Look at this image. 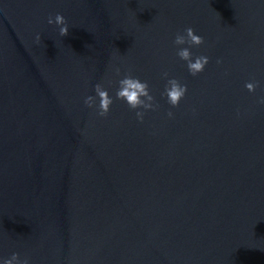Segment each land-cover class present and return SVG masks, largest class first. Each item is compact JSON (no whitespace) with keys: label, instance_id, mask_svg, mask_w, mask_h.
<instances>
[{"label":"water","instance_id":"water-1","mask_svg":"<svg viewBox=\"0 0 264 264\" xmlns=\"http://www.w3.org/2000/svg\"><path fill=\"white\" fill-rule=\"evenodd\" d=\"M188 26L211 57L195 76L174 43ZM114 66L151 85L143 123L119 99L107 116L84 104L97 82L115 95ZM165 71L188 84L179 107ZM261 96V0H0V256L264 264Z\"/></svg>","mask_w":264,"mask_h":264},{"label":"clouds","instance_id":"clouds-1","mask_svg":"<svg viewBox=\"0 0 264 264\" xmlns=\"http://www.w3.org/2000/svg\"><path fill=\"white\" fill-rule=\"evenodd\" d=\"M261 3H264V0H261ZM48 23L58 26L60 36H66L69 33L70 24L62 12H57L54 16L50 15ZM41 41L42 34L36 33L35 42L40 44ZM204 42V37L191 26L183 31H178L175 35L174 43L178 46L177 55L181 60L187 61V69L193 76L204 72L211 60V57L206 54L195 55L192 51L193 46L201 45ZM222 62V58H217V63ZM114 74L117 77L115 95L103 82H97L94 85V93L87 94L83 98L84 104L89 108L98 109V115L107 116L117 99L135 110L136 118L141 123L145 121L148 110L156 111L160 108V103L147 80L131 71L125 73L119 66H114ZM163 76L167 77V80L161 95L166 97L168 104L174 108L179 107L181 101L187 96L188 84L180 78L169 77L167 71L163 72ZM260 86L261 81L259 80L252 79L245 82V87L252 92H255ZM259 103L264 104V96L259 97ZM167 115L174 118L175 113L169 109ZM0 264H32V260L29 255L22 257L20 252H13L10 256H0Z\"/></svg>","mask_w":264,"mask_h":264}]
</instances>
